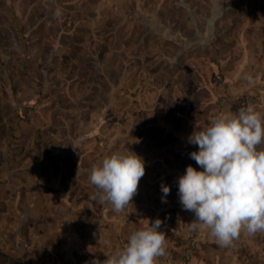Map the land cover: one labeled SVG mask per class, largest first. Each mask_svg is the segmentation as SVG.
<instances>
[{
    "label": "rangeland",
    "instance_id": "obj_1",
    "mask_svg": "<svg viewBox=\"0 0 264 264\" xmlns=\"http://www.w3.org/2000/svg\"><path fill=\"white\" fill-rule=\"evenodd\" d=\"M17 1L29 10L22 24L0 16V80H10L0 81L6 188L48 190L35 175L73 176L80 219L102 221L117 251L160 219L158 264H264V232L242 230L221 247L208 229L190 230L194 214L182 209L177 186L186 166L202 170L189 155L198 151L188 142L194 131L249 104L264 113V0ZM11 92L22 101L15 116L3 102ZM127 149L145 175L117 213L94 198L88 176ZM161 184L170 188L164 201ZM3 252L0 245V264H12Z\"/></svg>",
    "mask_w": 264,
    "mask_h": 264
},
{
    "label": "clouds",
    "instance_id": "obj_2",
    "mask_svg": "<svg viewBox=\"0 0 264 264\" xmlns=\"http://www.w3.org/2000/svg\"><path fill=\"white\" fill-rule=\"evenodd\" d=\"M59 15V11L57 12ZM198 151L190 158L202 169L186 166L177 177L182 209L194 214L190 230H209L221 247L231 246L242 230L250 236L264 232V113L254 105L214 117L188 138ZM145 162L135 152H113L94 164L88 176L96 199L123 211L137 194ZM164 194L170 188L161 184ZM156 219L131 233L119 250L92 264H158L166 255V236Z\"/></svg>",
    "mask_w": 264,
    "mask_h": 264
},
{
    "label": "crops",
    "instance_id": "obj_3",
    "mask_svg": "<svg viewBox=\"0 0 264 264\" xmlns=\"http://www.w3.org/2000/svg\"><path fill=\"white\" fill-rule=\"evenodd\" d=\"M18 3L17 0H0V16L22 24L29 10L25 7L21 11ZM60 33L63 35L62 31ZM18 39L22 40L20 34ZM13 49L22 52L17 43ZM9 81L6 78L1 82L8 86ZM9 95L10 101L5 99L3 102H11L10 109L15 116L20 112L22 101L16 100L12 92ZM53 176L35 175V185L44 181L41 186L44 183L50 185L48 190L41 187L24 189L15 187V184L12 189L6 188L7 179L0 176V245L4 247L3 253L14 261L12 264H92L93 259L103 261L116 252L117 240L109 230L103 229L102 221L87 223L80 219L81 208L77 202L80 190L70 185L75 178L72 176L65 181L63 174ZM10 212L12 216L4 220ZM190 264L204 263L202 259L194 258Z\"/></svg>",
    "mask_w": 264,
    "mask_h": 264
}]
</instances>
